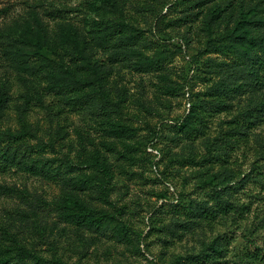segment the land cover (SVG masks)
<instances>
[{
  "label": "rangeland",
  "instance_id": "1",
  "mask_svg": "<svg viewBox=\"0 0 264 264\" xmlns=\"http://www.w3.org/2000/svg\"><path fill=\"white\" fill-rule=\"evenodd\" d=\"M112 1L113 6L106 0H0V90L9 87L0 129H36L30 142L48 146L42 162L60 166L70 179L66 186L18 168L0 173V262L17 261L26 251V264H171L219 236L228 250L221 264H251L241 255L255 250L248 241L253 218L241 228L226 223L204 233L178 226L175 237L161 221L170 222V209L182 194L203 198L201 185L221 183L217 177L226 168L235 170L232 184L237 174L250 172L264 154V121L229 141L221 134L237 114L261 101L264 91H236L232 110L213 115L202 128L192 119L194 104L207 99L217 80L213 75L210 81L204 71L206 60L226 59L207 53L206 41L225 26L208 31L207 8L194 22L172 24L179 16L169 11L176 0ZM114 14L122 20L134 17L135 27L157 42L142 54L162 62L150 71L107 64L112 70L99 82L119 106L111 117L58 107L48 85L17 70L6 55V49L13 56L25 49L20 40L38 41L50 60L70 64L67 43L77 49L96 46L94 37L104 33L95 29ZM161 14L168 18L156 25ZM240 46L245 54L255 49ZM43 104L57 107L47 110ZM18 109H27L28 123L19 120ZM186 123H194L197 131L186 134L180 127ZM153 221L160 232L151 230ZM256 242L264 249V236Z\"/></svg>",
  "mask_w": 264,
  "mask_h": 264
},
{
  "label": "trees",
  "instance_id": "2",
  "mask_svg": "<svg viewBox=\"0 0 264 264\" xmlns=\"http://www.w3.org/2000/svg\"><path fill=\"white\" fill-rule=\"evenodd\" d=\"M106 2L111 6L115 4L112 0ZM206 8L208 19L204 20L207 30L212 27L225 28L224 32H218L217 36L207 39L205 51L226 59L206 60L207 68L204 71L211 75L208 76L210 81L213 80V75L217 80L206 92L207 99L198 100L194 104L192 119L202 124V128L206 127V122L213 115L232 110L230 101L234 99L236 91H264V0H176L169 11L171 14L178 13L179 16L170 21L172 24L194 22ZM167 18V14H161L156 25L164 24ZM135 22L134 17H124L122 20L121 17H115V14L102 18L99 30L95 29L94 33L101 31L104 35L94 37L96 46L88 44L77 49L72 43H67L65 48L72 55L70 64H57L50 60L38 41L20 40L18 44L25 49L14 56L10 49H6V55L17 70L27 72L40 82L46 83L50 95L57 99L58 107L65 104L71 110L83 114L111 117L119 113V106L107 95L99 82L105 73L112 70L107 64H134L135 69L140 71L157 70L161 67L162 60L154 61L142 54L144 50L155 48L157 42L150 40L143 28H136ZM232 23L235 25L230 28ZM243 44L254 45L255 49L251 54H245L240 46ZM33 47L37 49L34 50ZM98 54L106 56L107 59L97 58ZM236 83H244V86L237 87ZM8 91L7 85L0 90V122L8 107ZM262 98L228 122V128L222 130L223 141L243 136L247 134L246 131H251L264 121V94ZM56 105L43 104L47 110L54 109ZM18 114L21 122L28 123L27 109H18ZM193 125L194 123H186L180 127L189 135L197 131L192 129ZM201 126L198 131L203 134ZM35 130L30 125L29 129L21 132L0 129V173L18 168L39 175L47 181L69 185L70 179L65 177L66 172L59 170L60 166L55 167L54 163L47 160L42 162L41 157L48 146L46 143L39 145L30 142L36 136L33 132ZM234 171L233 168H226L217 177L221 179V183H216L215 180L205 181L201 185L203 198H194L187 194L178 197L179 207L172 206L170 222L166 224L162 220V228L173 233L175 237L178 226L193 233L198 229L204 233L207 229L213 231L218 225L226 223H230L231 227L241 228L253 218L248 241L255 250H248L241 255V260L248 259L251 264H264V249L256 242L257 237L264 236V154L253 162L250 172L244 177L237 174L232 184L228 181L235 174ZM241 193L245 194V200L240 196ZM153 223L155 221L150 224L151 230L160 232L161 228L152 226ZM164 242L169 243V240ZM221 242L222 238L218 236L199 251L186 257H177L171 264H221V259L228 254ZM26 254L23 251L17 261L2 260L0 264H26ZM240 263L241 261L236 264Z\"/></svg>",
  "mask_w": 264,
  "mask_h": 264
}]
</instances>
